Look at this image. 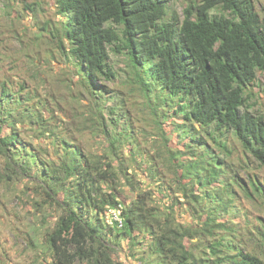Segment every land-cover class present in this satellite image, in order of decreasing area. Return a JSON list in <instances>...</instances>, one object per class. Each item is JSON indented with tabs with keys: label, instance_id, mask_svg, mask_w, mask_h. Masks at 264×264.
<instances>
[{
	"label": "trees",
	"instance_id": "trees-1",
	"mask_svg": "<svg viewBox=\"0 0 264 264\" xmlns=\"http://www.w3.org/2000/svg\"><path fill=\"white\" fill-rule=\"evenodd\" d=\"M55 2L61 19L44 12L36 43L53 36L62 53L28 54L29 71L36 67L28 78L0 79L1 165L38 178L26 186L34 207L58 211L44 234L49 264H121L109 245L121 241L127 258L145 264H264V232L228 223L238 191L264 203V177L251 167L264 169V102L261 110L249 102L264 99L255 0H186L183 15L169 0ZM111 46L127 55L123 83L131 99H144L137 121L151 132L155 125L152 145L132 122L113 131L116 119L100 103L110 91L102 81L117 77ZM56 55L72 64L86 99L65 79L54 85ZM87 133L101 150L75 136Z\"/></svg>",
	"mask_w": 264,
	"mask_h": 264
},
{
	"label": "rangeland",
	"instance_id": "rangeland-1",
	"mask_svg": "<svg viewBox=\"0 0 264 264\" xmlns=\"http://www.w3.org/2000/svg\"><path fill=\"white\" fill-rule=\"evenodd\" d=\"M195 1L199 2L200 0ZM169 3L173 5L179 14L183 15L186 0H169ZM255 3L262 16H264V0H255ZM56 9L55 0H0V54L6 56L0 59L1 80L6 77L13 79L14 81L10 84L13 85L19 78L17 75L28 78L32 71L36 69V67H33L32 71H29L30 66L33 64L31 62L32 57L29 56L33 53H62L56 47L57 43L55 40L57 38H53V36L52 38L44 39L42 43H36L37 38H43L37 22L43 19L42 14L44 12L49 13V17L56 19L55 21L58 22L61 19V15L56 13ZM21 35H23V41L19 38ZM28 54L29 56L27 57L26 55ZM126 59L127 55L125 52H117L112 46L109 47L108 62L115 68L117 77L114 78L113 83L102 81L104 86L110 91L101 92L102 99H100V103L103 105L106 115L109 118L113 117L116 119L113 121V131H124L127 123L132 122L134 123L133 127L137 131L136 133H138L137 137L143 141L142 144L146 146L152 145L154 141L152 132L155 130V125L152 132L148 128L147 130H142L146 125L144 123L139 124L137 121V112L142 113L144 99L141 94L137 98L143 99L142 102H137L136 98L131 99L129 96L130 89L123 83L125 80L123 70ZM52 65L53 68H48V71H53L50 73L54 85L60 86L58 78L65 79V83L72 84L76 93L80 91L84 93V99H86L85 96H88V94L83 92V85L78 81L79 76L73 72L74 67L72 64H69L65 57L60 59L59 55H56ZM67 67L71 68L72 71L69 72L70 75L68 77H65L61 73L64 70L67 71ZM46 69V67H40L39 72L42 73ZM259 83L264 84V75L262 74H260ZM258 89V87L254 88V91L257 93ZM262 98L254 97L249 102L255 107L254 109L261 110L264 102ZM132 101H136L137 104L134 106ZM120 102L121 105L119 106ZM115 109L118 110L116 111ZM112 110L116 111L115 115L111 112ZM22 136L35 144L38 143V138L36 137L31 139L29 134H22ZM75 136L82 144L87 142L90 144L89 147H97L98 150L102 148V145H95L93 133H87L83 135V138L79 134ZM104 148H106V144ZM124 152H129V147H124ZM22 161L24 162V160ZM30 163L32 168L35 167V163ZM252 166H254V169L261 177H264V169L259 168L257 162H252ZM234 167V171L241 175L243 179H247L246 173L239 167V164L234 165ZM131 170L133 171L132 166ZM142 173L139 176L144 180L148 179ZM11 176L12 178H10ZM37 183H39L38 178L25 174L16 165H13V170L4 169L0 159V264H49L51 261L44 234L49 225L55 221L58 211L53 208L48 213L34 207L31 201L33 194L30 190H26V186ZM149 183L150 181L147 184ZM126 190L128 198L132 197L133 193L129 192L128 189ZM24 192L28 193V195ZM237 195L236 206L234 207L235 212L230 215L232 222H228L229 224H234L230 226L237 228L242 224L243 227H246V223H248L251 230L261 229L264 232L263 199L258 195L254 198L249 197L244 191H238ZM182 212L184 214L180 216L181 219H190L186 211ZM54 213H56L55 216L53 215ZM43 217H46L45 222H42ZM258 226L259 228H257ZM256 235L259 236L258 231ZM109 245L111 246L114 259L121 262V264H145L138 257L131 260L125 256L126 249L123 248L126 247L125 241L120 243L111 242Z\"/></svg>",
	"mask_w": 264,
	"mask_h": 264
},
{
	"label": "built area",
	"instance_id": "built-area-1",
	"mask_svg": "<svg viewBox=\"0 0 264 264\" xmlns=\"http://www.w3.org/2000/svg\"><path fill=\"white\" fill-rule=\"evenodd\" d=\"M119 210L117 209H110L108 214L111 215L113 218L119 220L121 222V219L119 217V214H118Z\"/></svg>",
	"mask_w": 264,
	"mask_h": 264
}]
</instances>
